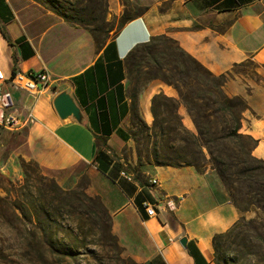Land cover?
Returning <instances> with one entry per match:
<instances>
[{"label": "crops", "instance_id": "1", "mask_svg": "<svg viewBox=\"0 0 264 264\" xmlns=\"http://www.w3.org/2000/svg\"><path fill=\"white\" fill-rule=\"evenodd\" d=\"M106 1L107 14L124 12L123 0ZM130 1L147 9L99 46L87 27L38 0H0V69L8 76L50 75L38 93L9 85L20 114L35 116L34 123L13 131H26L27 157L59 183L88 165L89 188L109 210L125 254L138 264H216L214 237L244 215L260 212L242 213L210 165L199 170L138 162L128 132L126 62L135 47L168 35L214 74L230 73L225 91L249 106L241 132L259 140L253 155L264 159V76L256 80L235 70L247 61L264 70V0ZM163 90L178 96L174 89ZM63 91L81 108L82 122L57 113L54 99ZM143 111L151 120L148 102ZM147 204L156 207L155 217L147 216Z\"/></svg>", "mask_w": 264, "mask_h": 264}, {"label": "rangeland", "instance_id": "2", "mask_svg": "<svg viewBox=\"0 0 264 264\" xmlns=\"http://www.w3.org/2000/svg\"><path fill=\"white\" fill-rule=\"evenodd\" d=\"M38 1L51 10L54 8L63 10L74 19L84 23L88 29L94 30L100 37V45L107 42L121 28L123 13L115 16L107 14L106 0ZM127 9L132 10V13L139 12L133 5H129ZM156 42L154 48H139L135 56L126 62L127 85L132 103L128 132L131 138V148L136 153L139 163L182 160L179 158L180 151L175 148L181 145L180 142L171 133H161L160 124L176 125L181 119L185 126L192 130L195 129L187 114H181V107L178 111L172 103L164 106V98H158L156 101L158 126L154 127L155 116L152 112L154 96L164 94L173 97L164 90L160 91L163 87L176 90L163 80L164 75H171L169 69H173L168 64L173 61L164 54V50L168 46L175 51L176 45L165 39H159ZM257 68L260 72L256 70ZM235 70L248 74L256 80L264 76L263 68L254 61H247ZM147 102L150 107L151 120L146 119L143 111ZM25 134L26 131H13L0 126V186L14 190L15 187L23 185L26 179L23 160L34 162L35 165L28 166L30 178L37 188L36 191H41V195L43 191L44 193L49 192L46 199L50 201L56 192L48 191L51 183L42 178L40 164L33 158L27 157L29 149L24 141ZM199 163L203 168L206 167L202 158ZM59 185L68 191L64 194L67 197L66 204L61 206L59 201L53 204L45 202V204L49 214L58 216L59 242L62 244L57 243L53 248L46 246L39 255L34 254V258H31L25 251L22 234H17L13 228V224L20 229L22 226L12 211L6 190L0 187V264H134V259L125 254L113 232L112 217L108 225V221L102 214L99 213L100 218H96L93 214L97 210V204L91 198L98 197L101 201L102 199L93 194L89 188L91 174L88 165H79ZM39 199L44 201L40 195ZM21 232L24 234L23 230ZM236 240V244L230 241L225 244L226 248L228 245L230 247L225 251L230 264H264L243 246L244 235ZM70 250L73 251L72 254H67Z\"/></svg>", "mask_w": 264, "mask_h": 264}, {"label": "trees", "instance_id": "3", "mask_svg": "<svg viewBox=\"0 0 264 264\" xmlns=\"http://www.w3.org/2000/svg\"><path fill=\"white\" fill-rule=\"evenodd\" d=\"M123 3L125 10L120 27L141 16L147 9V7L140 6L130 0H123ZM129 5H133L139 12L132 13V10L127 9ZM52 11L72 23L85 26L84 23L74 19L61 9L54 8ZM89 30L100 46V37L94 30ZM159 39H165L176 45L177 50L175 49V51L168 46L164 50V54L173 61V63H168L173 69H169L171 75H164L163 80L177 90L178 97H168L164 94L154 96L152 106L155 116L154 127L158 126L156 101L158 98H164V106L172 103V106L178 111L180 107L184 106L195 129L192 130L185 126L181 119L176 125L160 124L161 133H171L180 142L181 145L175 148L180 151L179 158L182 160L179 162L155 161V164H187L202 170L204 168L199 163L202 158L206 167L210 165L215 169L225 185L231 201L242 213L260 212V215L256 217L248 218L244 215L228 231L214 237L216 264H230L229 257L225 252L230 247L228 245L226 248L225 244L229 241L236 244V238L241 235H244L243 246L248 248L250 254L255 255L257 260L264 262V159L253 155V150L259 144V140L241 132L244 112L249 108L248 103L243 97L230 96L225 91L224 87L230 73L214 74L168 35L153 37L149 42L135 47L129 53L127 62L135 56L139 48H154ZM177 116L179 118V113ZM140 164L142 163L140 162ZM33 165H35L34 162L23 160L26 179L20 187L10 190L0 186L6 190L12 211L22 226L20 229L13 224V228L17 234H22L24 237V249L31 258H34L36 253L39 255L46 246L53 248L57 243L62 244L59 242L60 222L58 216L48 213L45 202L53 204L55 201H59L63 206L67 200L64 194L68 193L54 178L46 175L40 167L43 173L42 178L51 183L48 191L56 192V195L47 201L49 192L44 193L43 191L41 195V191H36L37 188L30 178L28 166ZM36 193L42 196L44 201L39 199V195L37 196ZM91 200H95L97 204V210L93 213L95 217L100 218L99 213L102 214L109 225L111 216L104 203L98 197L91 198ZM21 230L24 231V234ZM72 252L70 250L67 254H72ZM133 263L138 264L134 260Z\"/></svg>", "mask_w": 264, "mask_h": 264}, {"label": "built area", "instance_id": "4", "mask_svg": "<svg viewBox=\"0 0 264 264\" xmlns=\"http://www.w3.org/2000/svg\"><path fill=\"white\" fill-rule=\"evenodd\" d=\"M49 81L50 75L47 71L38 73L16 72L8 76L4 70L0 69V126L8 130H19L35 122V116L31 111L25 116L20 114L15 95L9 88L10 84L30 93H38L48 85ZM123 174L132 179L131 175L125 172ZM145 212L148 217L157 215L156 207L152 204L145 206Z\"/></svg>", "mask_w": 264, "mask_h": 264}, {"label": "water", "instance_id": "5", "mask_svg": "<svg viewBox=\"0 0 264 264\" xmlns=\"http://www.w3.org/2000/svg\"><path fill=\"white\" fill-rule=\"evenodd\" d=\"M54 106L62 119L74 117L79 122L83 121V113L81 108L69 92L63 91L58 94L54 99ZM181 243L186 246L187 238L183 237L181 239Z\"/></svg>", "mask_w": 264, "mask_h": 264}]
</instances>
